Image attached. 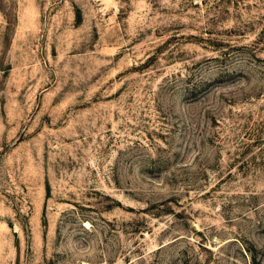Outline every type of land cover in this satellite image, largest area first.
<instances>
[{"label": "rangeland", "instance_id": "1", "mask_svg": "<svg viewBox=\"0 0 264 264\" xmlns=\"http://www.w3.org/2000/svg\"><path fill=\"white\" fill-rule=\"evenodd\" d=\"M0 264H264V0H0Z\"/></svg>", "mask_w": 264, "mask_h": 264}]
</instances>
